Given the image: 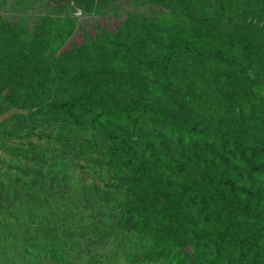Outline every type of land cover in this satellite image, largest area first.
Returning <instances> with one entry per match:
<instances>
[{
  "label": "trees",
  "instance_id": "1",
  "mask_svg": "<svg viewBox=\"0 0 264 264\" xmlns=\"http://www.w3.org/2000/svg\"><path fill=\"white\" fill-rule=\"evenodd\" d=\"M38 1L0 14V264H264V0Z\"/></svg>",
  "mask_w": 264,
  "mask_h": 264
},
{
  "label": "rangeland",
  "instance_id": "2",
  "mask_svg": "<svg viewBox=\"0 0 264 264\" xmlns=\"http://www.w3.org/2000/svg\"><path fill=\"white\" fill-rule=\"evenodd\" d=\"M125 2V1H124ZM70 3V2H69ZM131 2H129L130 4ZM129 4L121 3L122 8L121 10H124L126 8H130ZM53 9L50 8L47 5L41 4L38 0H0V14L6 18L15 20L18 19L24 15L33 16L36 14L41 13H52ZM74 14H78L77 9L75 10ZM1 119V118H0ZM9 123V119L6 120H0V122ZM2 166V165H0ZM6 167H1L0 169L3 170ZM8 174L11 173V170H8ZM5 171V172H6ZM75 174H78L79 171L75 169ZM7 174V172L5 173ZM69 182L71 184H83L87 183V180H80L76 177H71L69 179ZM92 217H73L66 222L68 224H76V223H84L91 219ZM93 235V232H90ZM84 235V234H83ZM80 237V236H79ZM90 251L87 253H84V255L79 259L78 264H87L88 256H91L93 259V262L96 264H124L121 263V256L120 252L118 251V248L114 247L112 243L109 241H100L96 242L94 247H90ZM116 248V249H115ZM136 264H157V263H145V262H139Z\"/></svg>",
  "mask_w": 264,
  "mask_h": 264
},
{
  "label": "water",
  "instance_id": "3",
  "mask_svg": "<svg viewBox=\"0 0 264 264\" xmlns=\"http://www.w3.org/2000/svg\"><path fill=\"white\" fill-rule=\"evenodd\" d=\"M48 3H51V4H67L69 3L70 1L69 0H46Z\"/></svg>",
  "mask_w": 264,
  "mask_h": 264
}]
</instances>
